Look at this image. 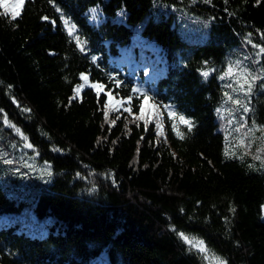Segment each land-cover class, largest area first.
<instances>
[{
	"label": "trees",
	"instance_id": "trees-1",
	"mask_svg": "<svg viewBox=\"0 0 264 264\" xmlns=\"http://www.w3.org/2000/svg\"><path fill=\"white\" fill-rule=\"evenodd\" d=\"M91 7L104 20L89 23ZM176 18L208 26L186 40ZM261 48L264 0L0 9V165L19 132L52 169L0 166V264H216L198 244L222 264H264V151L261 165L225 158L213 116L229 57L252 60L246 118L264 126ZM86 73L100 88L77 89Z\"/></svg>",
	"mask_w": 264,
	"mask_h": 264
},
{
	"label": "rangeland",
	"instance_id": "rangeland-1",
	"mask_svg": "<svg viewBox=\"0 0 264 264\" xmlns=\"http://www.w3.org/2000/svg\"><path fill=\"white\" fill-rule=\"evenodd\" d=\"M8 3L13 4L15 0H8ZM24 5L21 6V11ZM0 9L5 12V9ZM5 13L12 15L11 8ZM120 13L121 12H117L116 16L110 17V19L113 21H122L123 19L119 18ZM85 14L89 23L96 24L104 20V15L94 7L89 8ZM173 26L182 38L190 40L192 37L189 36V33L197 31L200 28H206L208 26V20L202 19L198 21L193 19L182 21L176 18L173 22ZM130 39L139 47L143 44L142 38L136 31L131 33ZM258 59L261 60L259 57ZM227 64V68L218 75V80L222 87V96L219 103L213 108L214 119L218 123V129L223 134L222 154L225 158H234L240 161L244 160L249 164L256 163L257 165H261L264 151V126L256 125L249 121L243 110L245 106L248 107V101L252 93L251 89V92L245 95L248 88V85L245 84V79L251 81L253 76L257 77L252 84L253 88L261 77V68L258 69L257 65H255L252 60H240L235 57H229ZM88 77L89 75L86 73L83 81L77 87L79 91L88 86L100 88L97 82L91 81ZM229 85H231V87H229ZM241 86H243V89ZM112 105H110V107H112ZM217 109H219V111H217ZM111 112V108H109L108 115ZM156 112L159 114V110H156ZM5 125L8 124L6 123ZM160 125L162 126V124ZM237 129L239 130L237 131ZM13 131H15V129H13ZM16 133L17 135L13 138V141L4 149L5 158L0 165L3 174L7 176L11 175L12 173L8 172L10 169L9 165L14 164L15 167H13V170L22 169L23 174L27 176L35 178L46 177L52 171L50 164L47 162H40L37 159L36 153L29 152L28 143L24 140L23 136L18 134L19 132ZM246 144L249 145L247 146ZM22 181L21 178L9 181V187L18 186L17 184ZM6 194L13 195L14 193ZM20 195L24 196V193ZM197 246L205 254V260L208 262L215 261L214 263L216 264H222L216 258L213 260L210 255H207L205 249L201 245L198 244Z\"/></svg>",
	"mask_w": 264,
	"mask_h": 264
},
{
	"label": "snow or ice",
	"instance_id": "snow-or-ice-1",
	"mask_svg": "<svg viewBox=\"0 0 264 264\" xmlns=\"http://www.w3.org/2000/svg\"><path fill=\"white\" fill-rule=\"evenodd\" d=\"M25 4V0H15V3L13 4H9L8 0H0V8L5 9V12H7V10L9 8H11V12H12V17L13 19L17 18L20 16L21 14V6ZM44 19H47V17H45ZM261 52H264V48L260 49ZM95 59V58H94ZM203 75L205 77H207L209 75L208 72H204ZM257 79V77L253 76L252 80L249 81L248 79H245V84L248 85L247 91L245 92V95H247L248 93L251 92L252 89V84L255 82V80ZM229 87H231V85H229ZM261 87H264V84L261 85ZM241 88L243 89V86H241ZM145 99H147V97H145ZM141 108H143V105H141ZM244 112L247 113L249 111V108L247 106H245L243 108ZM217 111H219V109H217ZM180 120L185 123V124H189L190 125V121L185 119L184 116L180 117ZM189 131H191V126L188 129ZM239 129H237L238 131ZM258 158V157H257Z\"/></svg>",
	"mask_w": 264,
	"mask_h": 264
}]
</instances>
